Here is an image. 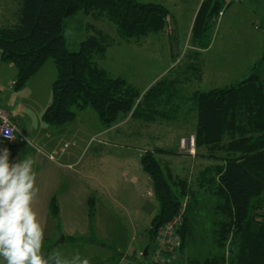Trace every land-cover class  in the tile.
Wrapping results in <instances>:
<instances>
[{"label": "trees", "instance_id": "obj_1", "mask_svg": "<svg viewBox=\"0 0 264 264\" xmlns=\"http://www.w3.org/2000/svg\"><path fill=\"white\" fill-rule=\"evenodd\" d=\"M225 1L201 2L192 27L193 40L201 41V47L210 45L205 35ZM18 2L14 20L0 25V59L16 66L14 82L16 87H22L49 56L54 58L57 76L52 100L42 114L44 120L61 124L75 118V107L87 106H92L108 126L128 114L148 121L173 119L191 101L189 110L196 111L197 119L196 145L207 146L209 156L216 160L202 169L197 178L213 200L207 228L210 250L203 257L186 256V247L195 234L193 215L199 192L188 177L175 173L169 161L156 155L173 150L155 147L146 148L140 155L160 204L149 227L152 241L147 243L148 254L153 253L156 228L183 213L184 222L178 229L181 245L172 262L165 264H264V53L249 76L227 86L197 89L183 100L174 101L184 78L165 75L143 93L125 77L100 64L99 59L114 41L102 27L89 24L94 31L77 50L68 47L65 36L67 17L83 9L96 19L115 22L120 38L143 37L165 28L171 14L166 4L141 0ZM191 66L199 75L200 65ZM185 200L187 205L182 212ZM95 211V197L91 196L90 217ZM49 212L61 222L56 194L50 200ZM45 241L46 238L43 250L48 252ZM138 250L145 255V246ZM149 260L156 264L151 256Z\"/></svg>", "mask_w": 264, "mask_h": 264}, {"label": "rangeland", "instance_id": "obj_2", "mask_svg": "<svg viewBox=\"0 0 264 264\" xmlns=\"http://www.w3.org/2000/svg\"><path fill=\"white\" fill-rule=\"evenodd\" d=\"M141 1L162 2L170 8L164 29L139 38H120L115 22L96 19L78 9L66 19L68 47L80 48L82 40L94 31L89 24L102 27L114 41L99 59L100 64L125 77L143 93L165 75L180 76L184 81L180 82L174 101L183 100L194 90L227 86L249 76L264 53V0H226L214 14L205 35L210 41L207 47H201L198 44L201 41L196 43L192 37L195 16L203 0ZM18 5V0H0V25L14 20ZM193 63L200 65L199 75L194 73ZM2 73L0 107L15 116L27 134L26 141L15 148L20 144L25 147L16 159H25L26 150L34 156V145L40 146L45 140L52 147L56 142L61 146L67 142L68 150L64 155L58 153L59 158L75 161L82 157L76 168L84 169L96 198L92 231L75 239L51 235L48 231L45 241L48 252L58 249L65 256L79 253L90 264H117L125 252L132 258L148 261L151 253L143 255L138 249L152 241L149 227L160 204L149 173L140 168V155L146 148L166 147L173 152L161 151L156 155L169 161L175 173L188 177L200 196L193 215L195 234L186 247V256L203 257L208 253L207 228L213 200L197 178L202 169L216 160L209 156L207 146L196 145L197 119L196 111L189 110L191 101L173 119L148 121L128 114L108 126L92 106H87L75 107L74 119L51 124L42 114L53 97V81L57 76L54 58L49 56L22 87H16L14 82L16 68L9 66ZM62 137L63 141L58 142ZM59 149L60 146L57 152ZM10 160L15 162L12 156ZM89 175H96L97 179ZM0 264H5L2 258Z\"/></svg>", "mask_w": 264, "mask_h": 264}, {"label": "crops", "instance_id": "obj_3", "mask_svg": "<svg viewBox=\"0 0 264 264\" xmlns=\"http://www.w3.org/2000/svg\"><path fill=\"white\" fill-rule=\"evenodd\" d=\"M9 66L16 68L14 64L0 59V76L3 74V70L7 69ZM8 113L17 124L18 137L13 143H9L0 138V150L5 147L8 148L11 152L13 161L17 162L20 160L16 159L19 156L18 154H21L25 147L23 144H20L18 149L15 148L18 143L26 141L23 135L27 137V134L25 130L20 127L15 116L11 115L9 111ZM62 141L63 137L58 140V142ZM55 144L56 145L52 147L51 143L45 140V143H42L40 146L34 145V156L26 150V158L30 157L35 160L34 169L37 173L36 186L39 188L38 195L33 202V210L37 213V219L44 227V239L47 237L46 233L48 231L51 235L57 234V236H59L62 234L66 238L68 237L71 239L85 237L93 228V218L90 217L89 214L90 198L94 196L92 186L88 182L87 174H85L84 169L76 168V165L81 163L82 157L80 156L75 161L68 160V158L61 159L58 153L59 155L65 154V151L68 150L65 149L67 142L62 146L60 145L61 143L56 142ZM58 146L61 148L59 152H57ZM54 148H56V150ZM140 168L144 170L141 161ZM89 176L90 178L97 179L96 175ZM55 194L58 196L60 203L61 222H57L49 212L50 200ZM1 258L2 257H0V259Z\"/></svg>", "mask_w": 264, "mask_h": 264}, {"label": "clouds", "instance_id": "obj_4", "mask_svg": "<svg viewBox=\"0 0 264 264\" xmlns=\"http://www.w3.org/2000/svg\"><path fill=\"white\" fill-rule=\"evenodd\" d=\"M7 134V139H12ZM8 148L0 150V257L5 264H90L79 253L43 250L44 227L33 210L39 188L33 158L10 161Z\"/></svg>", "mask_w": 264, "mask_h": 264}, {"label": "built area", "instance_id": "obj_5", "mask_svg": "<svg viewBox=\"0 0 264 264\" xmlns=\"http://www.w3.org/2000/svg\"><path fill=\"white\" fill-rule=\"evenodd\" d=\"M17 124L10 117L8 111L0 107V138L13 143L17 138ZM7 134H10L13 138L7 139ZM23 138L25 136L23 135ZM186 200L182 203V212L186 209ZM184 222L183 213L175 215L174 217L161 223L156 228L153 253L151 252V259L156 264L171 263L174 256L178 251V247L181 245V236L179 233V227ZM141 254L142 251H139ZM150 253V252H149ZM117 264H150V260L141 261L129 256L125 253Z\"/></svg>", "mask_w": 264, "mask_h": 264}, {"label": "water", "instance_id": "obj_6", "mask_svg": "<svg viewBox=\"0 0 264 264\" xmlns=\"http://www.w3.org/2000/svg\"><path fill=\"white\" fill-rule=\"evenodd\" d=\"M148 248H149V244H147V245L145 246V251H144V254H145V255L148 254Z\"/></svg>", "mask_w": 264, "mask_h": 264}]
</instances>
